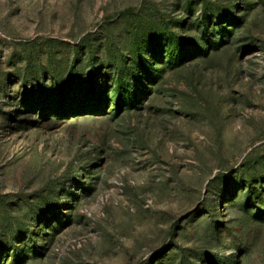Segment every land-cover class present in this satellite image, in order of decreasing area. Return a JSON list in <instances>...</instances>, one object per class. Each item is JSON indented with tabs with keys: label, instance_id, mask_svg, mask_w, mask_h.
I'll return each mask as SVG.
<instances>
[{
	"label": "rangeland",
	"instance_id": "obj_1",
	"mask_svg": "<svg viewBox=\"0 0 264 264\" xmlns=\"http://www.w3.org/2000/svg\"><path fill=\"white\" fill-rule=\"evenodd\" d=\"M0 264H264V0H0Z\"/></svg>",
	"mask_w": 264,
	"mask_h": 264
}]
</instances>
